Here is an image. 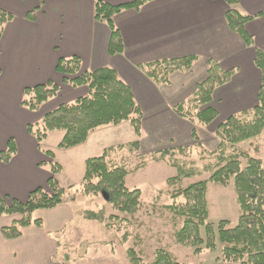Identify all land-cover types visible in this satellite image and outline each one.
<instances>
[{
  "label": "crops",
  "instance_id": "0c3cea01",
  "mask_svg": "<svg viewBox=\"0 0 264 264\" xmlns=\"http://www.w3.org/2000/svg\"><path fill=\"white\" fill-rule=\"evenodd\" d=\"M95 1L0 0V9L13 16L3 25L0 36V151L6 148L9 138L16 145L15 153L7 162L0 160L2 196L25 201L33 189L47 188L55 153L51 150L54 157H49L44 151L50 149L41 148V144L51 133L60 130L49 132L38 144L26 126L39 122L60 103L72 102L88 92L85 85L73 87L62 83V75L55 69L60 57L79 56L82 70L102 66L116 70L142 110L141 129L144 125L152 138L165 139L168 146L181 144L182 137L190 132L191 122L178 116L172 105L187 96L206 75L209 58L217 60L222 69H234L230 80L213 92L210 105L218 111L216 119L224 120L257 104L262 74L254 59L256 49L264 53V16L256 14L264 10V0H238L235 5L240 13L255 15L245 24L246 32L253 37V46H246L228 27L225 20L228 6L223 0H148L138 10L125 9L113 17L124 45L122 53L114 55L107 50L108 25L93 17ZM104 1L121 4L132 0ZM30 11H33L32 19L27 17ZM186 55L197 58L191 70L175 72L169 84H155L137 67ZM48 81L60 84L56 96L35 111L21 105L25 87ZM95 130L83 143L65 150L76 154L78 149H88L89 137ZM62 135L63 131L59 136ZM189 135L190 141L191 132ZM100 137L96 136L94 142ZM106 147L101 145V151ZM60 175L61 171L56 177L63 187ZM72 203L35 210L32 218L39 219L41 225L25 226L21 235L13 239L5 238L1 228L19 216L1 215L0 264H60L59 241L55 235L73 218Z\"/></svg>",
  "mask_w": 264,
  "mask_h": 264
},
{
  "label": "trees",
  "instance_id": "16d2710c",
  "mask_svg": "<svg viewBox=\"0 0 264 264\" xmlns=\"http://www.w3.org/2000/svg\"><path fill=\"white\" fill-rule=\"evenodd\" d=\"M148 0H132L121 4H110L104 0H96L93 5V17L105 22L110 29L108 53H122L124 49L122 37L113 17L125 9L138 10ZM228 6L225 20L228 27L237 33L246 46H253V37L246 32L245 24L255 17L240 13L235 5L238 0H223ZM264 16V10L256 14ZM12 14L0 9V36L3 25L12 19ZM33 18V11L27 13ZM195 55L160 59L137 67L155 84H166L169 76L176 71L191 70ZM255 65L262 74L257 93V104L250 109L234 113L217 124L215 135L218 138L216 147L211 151H202L197 160L190 157L188 146L176 145L154 150L148 156L137 154L140 141L110 145L97 156L88 157L84 162V171L80 182V192L84 195L103 193L105 201L122 213L133 214L140 207V190L129 189L125 178L144 168L148 160L164 161L174 167L176 174L166 179L168 192L173 202L160 207L171 214L170 219L175 228V243L194 248L199 252L202 246L213 250L216 237L222 244L221 257L226 262L236 264H264V161L260 158L248 157L246 165L240 166L243 155L238 143L257 136L264 128V53L256 49ZM55 69L62 75V83L73 87L85 85L88 92L72 102H62L43 115L37 123L27 124L26 129L41 143L49 132L62 130L63 135L57 144L58 148L67 149L83 143L89 133L102 125L119 124L128 120L139 137L141 134L142 110L136 103L129 85L124 82L111 67L102 66L93 70H82L81 59L77 55L60 57ZM234 69H222L213 58L207 60L205 77L197 82L193 90L184 98L172 105L173 111L180 117L197 120L202 124H210L218 115V111L210 105L214 90L227 83ZM60 84L53 81L27 86L22 91L21 105L35 111L42 103L56 96ZM192 138L198 142L195 129ZM16 151L13 138H9L7 146L0 151V160L7 162ZM53 158L51 150L44 151ZM138 156V161L130 165L122 153ZM206 159V160H205ZM202 165L199 166L198 162ZM62 166L56 161L50 163V175L46 181L47 188L37 187L29 192L25 201L7 198L0 194V216L18 215L10 225L1 228L5 238L13 239L21 235L22 228L30 224L41 225L39 219H33L32 213L37 209H48L60 203L74 202L76 191L60 186L56 175ZM208 172V178L198 179L182 185L184 179L192 178ZM233 178L236 201L241 213L235 225L220 219L216 224L208 220L209 210L206 199L209 181L226 185ZM66 192L68 193L67 195ZM161 191L153 196L154 205H159ZM182 198L183 201H177ZM83 217L96 220L111 227L105 222V209L98 211L85 210ZM112 216H109V218ZM118 230V229H117ZM203 232V234H202ZM128 232L123 233L126 239ZM123 238V239H124ZM127 257L132 264L139 260L133 248L127 250ZM71 255L63 252L60 264H71ZM151 264H181L167 248L159 247Z\"/></svg>",
  "mask_w": 264,
  "mask_h": 264
},
{
  "label": "rangeland",
  "instance_id": "374dc122",
  "mask_svg": "<svg viewBox=\"0 0 264 264\" xmlns=\"http://www.w3.org/2000/svg\"><path fill=\"white\" fill-rule=\"evenodd\" d=\"M172 74L169 76L168 84ZM202 79L200 78L198 82ZM184 93L186 94V92ZM182 97L184 98V96ZM187 120L192 124L190 127L188 126L190 132L195 129L200 145H196L193 138L189 141V132L182 137L181 144H171V146H188L190 157L198 160L202 156L203 150L211 151L216 147L218 138L215 135V129L222 117L210 124H202L195 119L187 118ZM60 132L62 133V130L51 133L41 144V148L54 151V161L61 164L59 180L65 185L63 186L65 190L70 188L67 185L70 182V191L77 193L75 202L71 204L73 218L62 231L55 235L59 241L58 259L63 252H67L72 257L71 264H132L127 257V250L133 248L139 260L138 264H151L155 250L163 247L170 250L181 264H236L222 259V244L217 237L213 250H207L202 246L199 252H195L194 248L175 243L173 238L175 228L170 219L171 214L160 206L173 202L168 192L166 179L176 174V170L164 161L148 160L144 168L125 178L127 188H137L141 193L140 207L133 214L122 213L111 207L105 201L103 193L84 195L80 192V182L84 171L82 158L100 155L102 153L101 145H118L138 139L141 145L137 154L148 156L154 150L169 147L165 139L152 138L151 133L146 131L144 125L141 129V136L138 137L129 121L117 127L108 124L96 128L91 134L87 143L90 146L88 149L81 148L77 150L76 154H73L57 147V142L61 138ZM96 136H101L98 140L99 143L94 142ZM238 146L243 152L239 159L241 167L246 165L248 157L260 158L264 161V128L259 135L239 142ZM122 155L130 165L138 161V156L135 154L130 155L123 152ZM198 165L201 166L202 162L199 161ZM208 175V172H204L201 175L184 179L182 185L198 179H206ZM159 190L162 193L160 203L154 205L153 196ZM67 194L66 192L65 195ZM206 199L210 222L216 224L218 220L226 219L230 226L236 224L241 211L236 201L233 178H230L226 185L209 181ZM177 201H183V199L178 198ZM102 207L105 209V222H110L111 227L83 217L85 210L98 211ZM109 216L112 217L109 218ZM125 231L128 232L126 239L123 237Z\"/></svg>",
  "mask_w": 264,
  "mask_h": 264
},
{
  "label": "water",
  "instance_id": "95a60500",
  "mask_svg": "<svg viewBox=\"0 0 264 264\" xmlns=\"http://www.w3.org/2000/svg\"><path fill=\"white\" fill-rule=\"evenodd\" d=\"M105 196V195H104Z\"/></svg>",
  "mask_w": 264,
  "mask_h": 264
}]
</instances>
